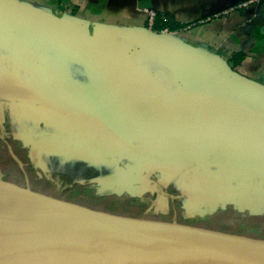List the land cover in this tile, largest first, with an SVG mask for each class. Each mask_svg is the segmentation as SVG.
<instances>
[{
    "label": "crops",
    "instance_id": "0c3cea01",
    "mask_svg": "<svg viewBox=\"0 0 264 264\" xmlns=\"http://www.w3.org/2000/svg\"><path fill=\"white\" fill-rule=\"evenodd\" d=\"M245 1L0 0V123L12 130L2 146L12 165L37 156V179L58 171L110 191L159 173L200 207L227 200L257 214L264 208V97L255 89L264 87V0L240 6ZM9 4L91 45L43 30ZM147 9L183 26L152 30ZM135 88L166 112L235 125L165 129L131 110L126 90ZM16 177L20 185L36 180Z\"/></svg>",
    "mask_w": 264,
    "mask_h": 264
},
{
    "label": "water",
    "instance_id": "95a60500",
    "mask_svg": "<svg viewBox=\"0 0 264 264\" xmlns=\"http://www.w3.org/2000/svg\"><path fill=\"white\" fill-rule=\"evenodd\" d=\"M9 10L43 30L91 45L35 10L16 4ZM255 89L264 97V87ZM135 102L129 104L132 111L165 129L223 132L221 124L235 125L212 119L206 126L193 116L166 112L144 90ZM1 189L0 264H264L262 238L118 215L10 183L2 182Z\"/></svg>",
    "mask_w": 264,
    "mask_h": 264
},
{
    "label": "rangeland",
    "instance_id": "374dc122",
    "mask_svg": "<svg viewBox=\"0 0 264 264\" xmlns=\"http://www.w3.org/2000/svg\"><path fill=\"white\" fill-rule=\"evenodd\" d=\"M14 123L16 124L15 120H13L15 127ZM11 132L12 130L8 132L7 128L1 124V149L2 146L4 147V140L8 142L13 140ZM12 164L5 149L0 150V180L3 183L18 185L30 190L36 188L50 196L81 203L95 209L145 217L146 219H169L174 222L264 239L263 207L257 210V214L250 213L251 210L249 209H238L235 202L227 200L216 202V204L219 203L216 207L209 204L205 206L201 204L200 207L198 200H190L191 197H187V194L181 196L180 192L174 189L171 184L166 183L167 181L161 178L159 173L147 174V183H134L131 184L130 188H125L124 186L127 184H124L122 186L124 188L110 191L106 188L98 189L91 183L76 182L69 175L58 171L42 170L44 171L43 176L39 177L41 179H37L35 171L41 170L38 162L36 166H33L32 162L22 166ZM20 174L23 177L28 174L35 177L36 180L26 183L22 180V185L17 184L18 177L16 176ZM1 181L0 189L2 187Z\"/></svg>",
    "mask_w": 264,
    "mask_h": 264
},
{
    "label": "trees",
    "instance_id": "16d2710c",
    "mask_svg": "<svg viewBox=\"0 0 264 264\" xmlns=\"http://www.w3.org/2000/svg\"><path fill=\"white\" fill-rule=\"evenodd\" d=\"M182 26V24L176 23L171 16L157 13L152 28L156 31H161L164 29L173 31L181 28Z\"/></svg>",
    "mask_w": 264,
    "mask_h": 264
},
{
    "label": "built area",
    "instance_id": "2783aa9c",
    "mask_svg": "<svg viewBox=\"0 0 264 264\" xmlns=\"http://www.w3.org/2000/svg\"><path fill=\"white\" fill-rule=\"evenodd\" d=\"M257 1H259V0H248V1H245V2H243L242 4H240V6H247V5H249V4H251V3H254V2H257ZM233 8H234V7L229 8V9L231 10V9H233ZM229 9H228L227 11H225V13H227V12L229 11ZM146 11H147L148 14H149V19H148V25H149V28L153 30L152 26H153V23H154L155 18H156V16H157V12H156L155 10H153V9H147ZM161 32H170V30H169V29H164V30H161ZM37 162H38V157H36V158L32 161L33 166H36ZM53 180H54V179H53Z\"/></svg>",
    "mask_w": 264,
    "mask_h": 264
},
{
    "label": "bare ground",
    "instance_id": "6f19581e",
    "mask_svg": "<svg viewBox=\"0 0 264 264\" xmlns=\"http://www.w3.org/2000/svg\"><path fill=\"white\" fill-rule=\"evenodd\" d=\"M126 91H128L127 103L132 106H136L135 99H136L137 94L140 92V89L135 88V89H128ZM0 191H2V189H0Z\"/></svg>",
    "mask_w": 264,
    "mask_h": 264
}]
</instances>
